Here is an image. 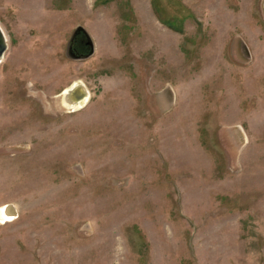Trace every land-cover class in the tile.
<instances>
[{
    "label": "rangeland",
    "instance_id": "obj_1",
    "mask_svg": "<svg viewBox=\"0 0 264 264\" xmlns=\"http://www.w3.org/2000/svg\"><path fill=\"white\" fill-rule=\"evenodd\" d=\"M0 27V264H264V0H0Z\"/></svg>",
    "mask_w": 264,
    "mask_h": 264
},
{
    "label": "bare ground",
    "instance_id": "obj_2",
    "mask_svg": "<svg viewBox=\"0 0 264 264\" xmlns=\"http://www.w3.org/2000/svg\"><path fill=\"white\" fill-rule=\"evenodd\" d=\"M79 82H77L78 84H72L69 87H67L66 89H64L61 94H60V99H61V104L66 107L69 110L75 111L78 109L83 108L89 101V97H90V93L89 90L86 88V86L80 82V80H78ZM80 83V84H79ZM82 83V84H81ZM75 88V91L78 93H81V97H79V99L75 100V101H69L66 100L67 99V95L72 91V88ZM83 90H85L87 92V94H85V96H83ZM15 209H13L12 205H6L3 206L2 208H0V222L1 223H5L8 221L13 220L15 217ZM17 216V215H16Z\"/></svg>",
    "mask_w": 264,
    "mask_h": 264
},
{
    "label": "water",
    "instance_id": "obj_3",
    "mask_svg": "<svg viewBox=\"0 0 264 264\" xmlns=\"http://www.w3.org/2000/svg\"><path fill=\"white\" fill-rule=\"evenodd\" d=\"M6 48H7V44H6L5 35H4V33H3V31H2V29L0 27V58L4 54ZM92 53H93V48H92L91 52H89V54L86 55V57L91 55ZM74 84H78V83H74ZM75 88L76 87L72 88V91L67 95V99L66 100L75 101V100L79 99V97H81V93L76 92ZM83 91H84L83 92V94H84L83 96H85V94H87V92L85 90H83Z\"/></svg>",
    "mask_w": 264,
    "mask_h": 264
},
{
    "label": "trees",
    "instance_id": "obj_4",
    "mask_svg": "<svg viewBox=\"0 0 264 264\" xmlns=\"http://www.w3.org/2000/svg\"><path fill=\"white\" fill-rule=\"evenodd\" d=\"M79 32H83L85 34L84 30L81 27H77V29L75 30V33L74 34L76 35ZM85 38H86V44L90 47V51L89 52H91V50H92V44H91V42L89 40V37L87 35H85Z\"/></svg>",
    "mask_w": 264,
    "mask_h": 264
}]
</instances>
